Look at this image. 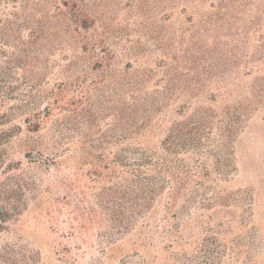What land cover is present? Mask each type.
<instances>
[{"label": "rangeland", "instance_id": "1", "mask_svg": "<svg viewBox=\"0 0 264 264\" xmlns=\"http://www.w3.org/2000/svg\"><path fill=\"white\" fill-rule=\"evenodd\" d=\"M3 248L264 264V0H0Z\"/></svg>", "mask_w": 264, "mask_h": 264}, {"label": "trees", "instance_id": "2", "mask_svg": "<svg viewBox=\"0 0 264 264\" xmlns=\"http://www.w3.org/2000/svg\"><path fill=\"white\" fill-rule=\"evenodd\" d=\"M235 113L230 117V120L232 118H235ZM225 117L228 118V113H225ZM225 131L228 130V126L224 128ZM228 132V131H227ZM20 261H18L15 256H13L8 248H3L0 250V264H17Z\"/></svg>", "mask_w": 264, "mask_h": 264}]
</instances>
